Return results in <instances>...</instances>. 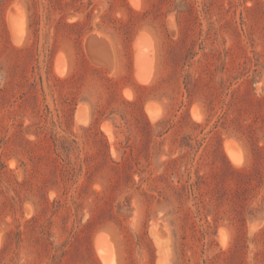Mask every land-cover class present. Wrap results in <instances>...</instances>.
Returning a JSON list of instances; mask_svg holds the SVG:
<instances>
[{
    "label": "rangeland",
    "instance_id": "obj_1",
    "mask_svg": "<svg viewBox=\"0 0 264 264\" xmlns=\"http://www.w3.org/2000/svg\"><path fill=\"white\" fill-rule=\"evenodd\" d=\"M100 235L264 264V0H0V264H103Z\"/></svg>",
    "mask_w": 264,
    "mask_h": 264
},
{
    "label": "bare ground",
    "instance_id": "obj_2",
    "mask_svg": "<svg viewBox=\"0 0 264 264\" xmlns=\"http://www.w3.org/2000/svg\"><path fill=\"white\" fill-rule=\"evenodd\" d=\"M132 1H130L131 3ZM138 2V1H137ZM137 5V4H136ZM138 7V6H137ZM137 7H135L136 9H138ZM15 16V15H14ZM18 17V16H17ZM141 34H139L138 38L135 39V44L133 48H135L134 50V56H135V67H136V70L137 72V78L139 81L141 82H145L147 81L148 79V76L151 72L152 74V71L151 70V67L153 66V64H151V57H150V52H151V44H150V40L149 38L143 36V33L142 35L140 36ZM95 38V36H94ZM97 38V37H96ZM91 39V37H90ZM98 39V38H97ZM96 40V39H95ZM99 40V39H98ZM100 41V40H99ZM95 43V42H94ZM98 45V44H97ZM96 45V47H97ZM96 50V49H95ZM61 56V55H60ZM62 58V57H61ZM64 59V58H63ZM58 60V59H57ZM65 60V59H64ZM63 61H57L58 64H63L62 63ZM57 64V67H59ZM56 67V66H55ZM63 68V67H62ZM59 70H60V67H59ZM66 70V69H65ZM64 70V71H65ZM57 71V70H55ZM63 72V71H62ZM57 73H60V71H57ZM56 73V74H57ZM61 74V73H60ZM65 74V73H64ZM62 75V74H61ZM61 75H58V76H61ZM63 76V75H62ZM137 81V80H136ZM152 81V80H151ZM140 84V83H139ZM146 86V85H145ZM227 144V143H225ZM230 144V143H228ZM230 150V149H229ZM231 151V150H230ZM233 151V150H232ZM231 151V152H232ZM233 154V152L231 153ZM233 155H231L230 157H232ZM96 249L98 251V254L101 258V261L103 264H114V255H113V252L111 250V247L109 246L108 244V241L106 239V237L100 235L99 237H97L96 239Z\"/></svg>",
    "mask_w": 264,
    "mask_h": 264
},
{
    "label": "water",
    "instance_id": "obj_3",
    "mask_svg": "<svg viewBox=\"0 0 264 264\" xmlns=\"http://www.w3.org/2000/svg\"><path fill=\"white\" fill-rule=\"evenodd\" d=\"M93 42H95V40L94 39H91V41H90V46L92 47V48H94V46H93ZM100 42H104V43H106V40H104V39H100Z\"/></svg>",
    "mask_w": 264,
    "mask_h": 264
}]
</instances>
